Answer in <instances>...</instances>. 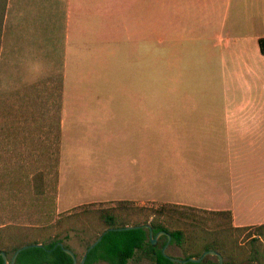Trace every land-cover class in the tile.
<instances>
[{
  "label": "crops",
  "instance_id": "0c3cea01",
  "mask_svg": "<svg viewBox=\"0 0 264 264\" xmlns=\"http://www.w3.org/2000/svg\"><path fill=\"white\" fill-rule=\"evenodd\" d=\"M59 1L8 0L0 18V72L26 85L61 79L59 198L64 166H97L109 148L106 135L120 128L137 136L127 141L135 150L132 158H122L138 168L123 181L135 193L110 197L109 191L121 188L118 181H98L84 186V200L156 198L146 155L156 129V102L163 99L165 108H177L165 113L166 127L191 134L207 129L226 135L229 146L245 149L227 161L235 171L228 205H201L200 191L210 192V187L190 186L184 179L179 187L170 184L166 190L175 195L165 197L180 198L179 205L230 211L236 227L264 224V0H131V18H86V0H67L62 51L58 43L52 48L44 40L59 39ZM162 66V85L176 93L156 94ZM219 82L223 127L216 116L198 117L201 105L212 115L216 109L207 104L221 100L220 95L180 90L186 83L213 87ZM82 134L87 141L79 138ZM121 147L128 151L132 146ZM241 166L249 172L237 178L235 168Z\"/></svg>",
  "mask_w": 264,
  "mask_h": 264
},
{
  "label": "rangeland",
  "instance_id": "374dc122",
  "mask_svg": "<svg viewBox=\"0 0 264 264\" xmlns=\"http://www.w3.org/2000/svg\"><path fill=\"white\" fill-rule=\"evenodd\" d=\"M86 2V18H131V0H86ZM66 5L67 0L59 1L61 9L59 39L44 38L45 42L49 41L50 45L52 43V48L58 43L61 51L66 42L64 34ZM162 67L157 69L156 94L164 96L168 93H176L174 88L162 85L164 66ZM11 78L7 72H0V227L5 224L21 227L44 226L49 220H46L47 215L57 219L83 208L111 207L120 201H130L136 206L149 208L163 204H177L183 200L166 198L165 196L175 195V192L166 188L171 185L179 187L184 180L188 181L190 186L198 185L200 189L205 188L203 187L205 185L210 187L207 189L211 190L210 192L200 191L202 197L198 201L201 205L218 207L221 203L229 204V197L233 193L232 179L235 171L227 166V161L234 151L238 152L241 149L239 152L244 153L245 149L243 146L239 148L229 146L226 135L211 134L210 131H206L207 129H202L203 132L198 130V134H191L190 129L166 127L165 113L176 111L177 108L169 109V104L165 108L163 99L156 102V129L154 134L151 133L150 153L147 152L146 155L147 161H150V177L154 180L151 183L156 185V198L147 200L87 199V203L83 198L86 197L84 186L98 181L106 183L118 181L117 186L121 188L113 192L109 191L107 195L110 197L135 193L136 189H132L133 185L123 181L132 179L134 172H138V168L131 166L128 160L127 162L122 158H132L135 150L132 143L127 141L128 138L137 136H129L125 128H120V133L106 135L109 137L107 142L109 148L101 152L103 159L99 160L97 166L71 167L68 166L69 159L66 157L64 164L67 162L68 164L64 166L61 198H59L61 79L57 77L46 81L32 80L30 85H26V81L20 78ZM180 90L181 93L199 95L217 94L220 95V99L223 94L221 82L213 87L205 85L192 87L186 83ZM207 105L216 111L209 115L208 108L201 105L198 117H202V114L203 117L216 116L219 126L223 127L221 123L225 104L222 99ZM79 138L87 141V137L83 134ZM121 145L132 147L128 151H123ZM17 170L22 171L23 174L15 175L14 172ZM235 170L238 178L247 174L249 167L241 166ZM127 171H131V176ZM261 171L264 173V168ZM37 172L44 173L46 187L44 197L37 199V196L33 195V198L17 200L11 196L16 190L14 181L20 177L28 181V178ZM22 191L27 192V184H23ZM90 242L86 234L71 232L64 244L76 254L77 264H81ZM162 243L161 236L156 245L162 247ZM166 252L178 258L183 256L178 248L171 245ZM12 258L8 256L9 263ZM208 258L217 261L216 256H208ZM143 264L152 263L144 261Z\"/></svg>",
  "mask_w": 264,
  "mask_h": 264
},
{
  "label": "trees",
  "instance_id": "16d2710c",
  "mask_svg": "<svg viewBox=\"0 0 264 264\" xmlns=\"http://www.w3.org/2000/svg\"><path fill=\"white\" fill-rule=\"evenodd\" d=\"M8 0H0V18H4ZM1 39V32H0ZM264 54V40H260ZM15 175L21 176L17 170ZM26 182V183H25ZM15 192L11 194L17 200L40 199L46 194L44 173L32 174L28 181L18 178L14 181ZM27 184V192H23ZM5 185V184H4ZM2 185V186H4ZM22 186V187H21ZM32 191V193L30 191ZM44 226L21 227L2 225L0 227V253L9 257L21 248L23 250L15 264H73L60 243L71 232L87 235L90 244L101 236L102 241L89 253H86L85 264H177L169 257H174L163 249L171 236L170 245L178 248L184 260L200 258L207 251H216L224 258L225 264H264V224L249 227H236L230 211H211L179 204H163L158 207H140L130 201H120L111 207H87L57 219L47 215ZM150 225L154 236H162L163 245L152 243ZM138 226L133 230L111 231L113 228ZM178 258V257H175ZM217 258V257H216ZM0 264H5L0 256ZM186 264H219L208 257L200 263Z\"/></svg>",
  "mask_w": 264,
  "mask_h": 264
},
{
  "label": "water",
  "instance_id": "95a60500",
  "mask_svg": "<svg viewBox=\"0 0 264 264\" xmlns=\"http://www.w3.org/2000/svg\"><path fill=\"white\" fill-rule=\"evenodd\" d=\"M138 228H140V227H138V226H128V227H125V228H113V229H111V231L133 230V229H138ZM145 228L149 229V231H150V238H151L152 243H153L154 245L157 244V241L159 240V238H160L161 236H166V235H167L166 232H160L159 234H157L156 236H154V231H153V229H152V227H151L150 225L145 226ZM102 239H103L102 236H101L100 238H98V240H96V241H95V242H94V243L88 248L87 253L91 252V251H92V250H93V249H94V248H95V247H96V246L102 241ZM170 243H171V236L169 235V236H168V242H167L166 246H165L164 249H163V253H164L165 256H167V254H166V250H167V248L169 247ZM59 245L63 248V250H64L69 256L72 257V259H73V264H77V256H76V254H75L72 250L65 248V247L63 246V244L60 243ZM28 247H29V246H25V247L19 249V250L14 254V256H13V258H12V260H11L10 263L8 262V256H7L6 253L1 252V253H0V256L3 257V260H4L5 264H15V262H16L18 256H19V254H20L23 250L27 249ZM208 256H216V257L218 258V262H219V264H225L223 256H222L221 254H219L218 252H216V251H207V252H205V253L203 254V256H201L200 258H190V259H188V260H184V259H181V258L169 257V259H170L173 263H177V264H186V263H188V262L200 263V262L205 261V259H206ZM85 261H86V256L83 258L81 264H85Z\"/></svg>",
  "mask_w": 264,
  "mask_h": 264
}]
</instances>
